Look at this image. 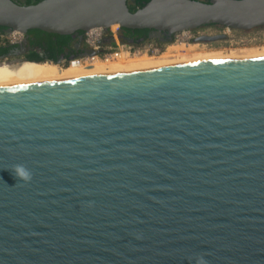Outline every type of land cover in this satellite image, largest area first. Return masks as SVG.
Returning <instances> with one entry per match:
<instances>
[{
    "label": "water",
    "instance_id": "obj_1",
    "mask_svg": "<svg viewBox=\"0 0 264 264\" xmlns=\"http://www.w3.org/2000/svg\"><path fill=\"white\" fill-rule=\"evenodd\" d=\"M128 1L0 0V27L264 26V0ZM198 256L264 264V56L0 85V264Z\"/></svg>",
    "mask_w": 264,
    "mask_h": 264
},
{
    "label": "bare ground",
    "instance_id": "obj_2",
    "mask_svg": "<svg viewBox=\"0 0 264 264\" xmlns=\"http://www.w3.org/2000/svg\"><path fill=\"white\" fill-rule=\"evenodd\" d=\"M196 45L197 43L190 44L189 46L190 48L177 46L176 51L174 53L188 52L191 50V48L194 49ZM169 55L166 54L162 57L159 56L158 58H143V57L140 58L138 56H135L134 57L135 59H127V60L120 59L115 62H98L93 64L92 66L84 67V68L74 67V66L63 67L61 65L59 67L57 66L54 68V66L48 67L38 63H27V62H24L17 66L7 65L0 68V85L33 82V81H44V80L59 79V78L111 74V73H120L127 71H136V70H147V69L159 68L169 65L198 62V61L255 58V57L264 56V52H256L252 54L251 53L239 54V55L236 54L206 55L199 57H189V58L186 57L183 59L181 58L177 59L178 56L176 55H175L176 57L173 55L172 57L174 58L170 59Z\"/></svg>",
    "mask_w": 264,
    "mask_h": 264
},
{
    "label": "built area",
    "instance_id": "obj_3",
    "mask_svg": "<svg viewBox=\"0 0 264 264\" xmlns=\"http://www.w3.org/2000/svg\"><path fill=\"white\" fill-rule=\"evenodd\" d=\"M224 29L226 31L233 30L228 27H224ZM190 32H193V30H183L173 34V37H175L174 42H180L181 44H189L190 41L195 42L194 39L200 36V34H196L194 37V35L191 36L189 34ZM15 35H19V37L16 38ZM22 36L23 34L18 31H3L0 32V42L18 44L22 40ZM163 44L165 42L158 44L154 40H148L137 45L129 41H123L119 36L118 25L109 26L107 29L93 28L84 33L83 51L76 56L59 61L58 64L63 67L74 66L84 68L98 62L135 59V56L140 58H157L165 51Z\"/></svg>",
    "mask_w": 264,
    "mask_h": 264
},
{
    "label": "flooded vegetation",
    "instance_id": "obj_4",
    "mask_svg": "<svg viewBox=\"0 0 264 264\" xmlns=\"http://www.w3.org/2000/svg\"><path fill=\"white\" fill-rule=\"evenodd\" d=\"M17 3H23V0H14ZM130 3V1H128ZM217 25H209L205 27H210ZM0 30L2 28L0 27ZM3 31H6V29H3ZM124 30H121L119 28V36L121 39H124L129 42H134V39L141 40L144 38V36H138L135 35V33H129L126 34ZM79 34L77 33L71 35V42L63 44V50L58 51L59 47L56 44H45L42 43L41 45H33L30 43V40L33 38V36L23 34L22 40L18 43V45H13L12 43L8 44V49L5 52L0 51V68L12 65L17 66L25 61H30L27 63H38L43 66L48 67H59L60 65L57 63L65 58H69L73 56V54L77 51H80L83 47V39H80L78 37ZM147 36L152 40L156 39L159 42H164L166 40L172 39L173 35H170L166 32H158V31H152L150 30L147 34ZM4 45V43L0 42V49ZM32 61H38V62H32ZM51 61V62H48ZM53 62V63H52Z\"/></svg>",
    "mask_w": 264,
    "mask_h": 264
},
{
    "label": "rangeland",
    "instance_id": "obj_5",
    "mask_svg": "<svg viewBox=\"0 0 264 264\" xmlns=\"http://www.w3.org/2000/svg\"><path fill=\"white\" fill-rule=\"evenodd\" d=\"M189 34L191 36L194 35V37L196 34L197 35L198 34L210 35V36L224 35L225 38L208 41V42L190 41L189 44L187 43L181 44L180 42L175 43L174 42L175 37H173L172 42L163 44V48L165 49V52L162 56L166 54L167 55L170 54L169 55L170 59L174 58L172 57L173 55L178 56L177 59L178 58L183 59L186 57L189 58V57H199V56H206V55H219V54L239 55V54H250V53L252 54L256 52H264V26L253 28L250 30L233 29L231 31H226V29H224L223 26H217V27L210 26V27H201L198 29H194L193 32H190ZM15 36L16 38L19 37V35H15ZM195 43H197V45L194 47V49L191 48L190 50L191 52L188 51L184 53H179V52L174 53L176 51L177 46H183L184 48H188L190 44H195Z\"/></svg>",
    "mask_w": 264,
    "mask_h": 264
},
{
    "label": "trees",
    "instance_id": "obj_6",
    "mask_svg": "<svg viewBox=\"0 0 264 264\" xmlns=\"http://www.w3.org/2000/svg\"><path fill=\"white\" fill-rule=\"evenodd\" d=\"M38 1H40V0H23V3H21V4H24V5L34 4V3H37ZM129 1H130V3H128L129 8L131 11H134L136 8L143 6L149 0H129ZM204 1H209V0H204ZM1 28H2V30H0V32H3L4 27H1ZM120 29L127 32L126 34L135 33V35H137V37L138 36H144V38L141 40L134 39V42H132L133 44L137 45V44H141L145 41L152 40V38L150 39L147 36L148 32L150 31L149 29H129V28H120ZM79 33H83V32L80 31ZM26 35L33 36V38L30 40L31 44H33V45H36V44L41 45L42 43L52 44V45L56 44L59 47L58 51L63 50V44H65V42L66 43H67V41L71 42V40H72L71 35H59V34L47 33V32H43L39 29H30L27 31ZM122 40L126 41L124 39H122ZM153 40L156 41L158 44H161L164 42L165 43L171 42L173 40V36H172V39L166 40L164 42H159L156 39H153ZM1 43H4V45H7V46L1 47L0 51L1 52L7 51L8 47H9L8 44H10V43L9 42H1ZM13 45H18V44H13ZM83 48H84V45H83L82 49L80 51L75 52L73 54V56H76L79 53H81L83 51Z\"/></svg>",
    "mask_w": 264,
    "mask_h": 264
},
{
    "label": "clouds",
    "instance_id": "obj_7",
    "mask_svg": "<svg viewBox=\"0 0 264 264\" xmlns=\"http://www.w3.org/2000/svg\"><path fill=\"white\" fill-rule=\"evenodd\" d=\"M13 175L18 178L19 182H29L32 179L31 170L23 163L14 164L11 168ZM198 264H205L202 257L198 256Z\"/></svg>",
    "mask_w": 264,
    "mask_h": 264
}]
</instances>
